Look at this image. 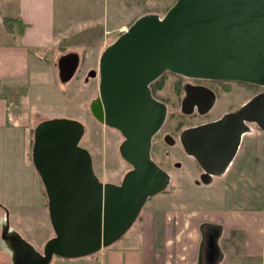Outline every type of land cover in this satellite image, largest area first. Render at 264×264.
Here are the masks:
<instances>
[{"label": "water", "instance_id": "water-1", "mask_svg": "<svg viewBox=\"0 0 264 264\" xmlns=\"http://www.w3.org/2000/svg\"><path fill=\"white\" fill-rule=\"evenodd\" d=\"M78 63L76 55L60 61L63 80L72 78ZM165 72L264 88V0H176L163 17H139L106 47L91 111L123 135L120 154L132 169L120 184L103 182L90 151L80 144L86 131L81 121H41L34 129L32 162L47 194L55 235L40 252L11 232L8 220L3 239L13 264H51L55 257L98 253L127 233L149 198L168 188L169 174L151 155L168 108L154 99L150 84ZM187 105L193 106L184 100V113L192 114ZM249 124L264 131V91L234 112L181 132L180 142L203 169L205 184L227 172Z\"/></svg>", "mask_w": 264, "mask_h": 264}, {"label": "rangeland", "instance_id": "rangeland-1", "mask_svg": "<svg viewBox=\"0 0 264 264\" xmlns=\"http://www.w3.org/2000/svg\"><path fill=\"white\" fill-rule=\"evenodd\" d=\"M175 1L60 0V6L58 3L59 18L65 20L66 24L69 22L65 31L66 39L56 42L54 46L50 47L51 51L40 50L37 54L40 59L34 58L30 61L29 78L26 81H14L13 83L14 89L17 91L24 92L22 90H25L26 92V88H28L29 101L21 104L20 109L22 107L24 113L27 114L28 120L25 119V121L29 124L30 129H35L43 120L57 117L76 119L85 125V135L80 144L90 151L95 172L103 182L120 184L132 166L120 154L119 148L124 141L123 135L116 129L96 121L91 113L90 103L99 94L98 53L100 47L91 49V46L84 48L80 44H75L79 41L75 35L78 27H72V25L78 24L84 28L96 26L98 29H102V35L103 29H108L107 32L110 34H108L106 42L107 47L139 17L146 14H157L163 17ZM13 3L12 0L0 5V29L2 30L3 16L13 10ZM69 53H77L79 63L76 73L74 72L76 75L73 74L69 81H65L61 75L59 60ZM69 62L72 61L69 60ZM93 71H96V76L92 75ZM182 79L183 77L180 78L176 74H168L165 77L164 87L156 90L160 100L167 105L168 116L163 129L154 139L152 158L161 168L168 171L174 180L172 179L164 192L149 199L151 201L154 199L153 201H156L158 207L163 210H168L173 201L177 203L174 205L177 207H173L177 209L175 212L180 213L181 209H184V207H180L181 201L193 199L197 205L192 208L198 209L204 205L201 197L210 195L222 209L225 207L224 204L232 199L235 192L232 193V190L229 191L225 187L217 189L216 186L217 183L225 186L236 179V167L232 165L225 174L214 177L213 186L205 184L199 179L200 170L192 157L185 152L179 136L184 129L219 117L225 111L228 102L241 104L250 97L246 93L245 85L239 83L237 88L239 94L230 95L231 98L228 101L221 99L222 101L218 102L216 108L209 115H184L179 108L180 90L175 88V84L178 81L182 83ZM224 96L227 99L225 94ZM251 127L260 129L254 124ZM18 131L22 133L20 129ZM165 135L174 139V143L172 141L169 144L171 142L168 141L169 139L164 141ZM29 136L31 138L30 134ZM243 152V149H239L236 162L242 157ZM29 164L33 165L32 161L30 163L24 161L19 141L0 151V264H13L12 252L6 240L3 239V231L8 220L11 232L19 233L40 252L43 251L47 241L55 235L49 217L47 200L44 196V185L35 167L33 169L26 167ZM261 193L264 196V191ZM240 196V191L235 194L237 203L241 201ZM149 199L148 205L144 206L145 208L142 209L137 221L149 206ZM137 221L125 235L136 230ZM103 251L78 259L55 257L51 264H101L100 254ZM250 264H264V255L250 261Z\"/></svg>", "mask_w": 264, "mask_h": 264}, {"label": "crops", "instance_id": "crops-1", "mask_svg": "<svg viewBox=\"0 0 264 264\" xmlns=\"http://www.w3.org/2000/svg\"><path fill=\"white\" fill-rule=\"evenodd\" d=\"M10 1L0 0V5ZM13 1V10L3 17L19 18L26 25L22 34L17 29L9 33L4 24L3 30L0 29V151L19 141L24 161L30 163V128L25 121L28 120L27 114L22 107L20 109L21 104L29 101V91L28 88L26 92L17 91L13 83L29 78L30 61L40 59L37 55L40 50L51 51L50 47L56 42L66 39L69 22L66 24L59 18L60 0ZM75 26L78 27L75 35L79 40L75 44L84 48L91 46V49L100 47V60L110 34L108 29L104 28L102 35V29L96 26L72 25ZM66 55L79 58L77 53ZM239 149L244 150L242 157L236 162L238 150L230 165L236 167V179L225 186L217 183L216 188L225 187L235 194L240 191V203L233 193L232 199L220 209L214 198L204 195L201 197L204 205L200 208H192L197 205L195 200L185 199L180 204L184 209L176 213L177 209L173 207H177L174 206L177 203L172 201L171 207L163 210L154 199H149V206L137 221L136 230L103 249L101 264H250L263 256L264 131L251 128L243 136ZM26 167L33 169L34 166L29 164ZM214 179L208 184L213 186Z\"/></svg>", "mask_w": 264, "mask_h": 264}, {"label": "flooded vegetation", "instance_id": "flooded-vegetation-1", "mask_svg": "<svg viewBox=\"0 0 264 264\" xmlns=\"http://www.w3.org/2000/svg\"><path fill=\"white\" fill-rule=\"evenodd\" d=\"M69 60L70 59H67L68 63H70ZM70 61H72V60H70ZM152 83L150 84V88H151L152 95H153L154 99L162 102L159 98V94L157 93L156 90H154L155 87H153ZM239 83L240 82H224V81L193 79V78H184L183 77L182 83L180 86V91H179V94H180V96H179V98H180V103H179L180 104V106H179L180 111L184 115H187L186 113H184V110H183V101L188 100L189 103L193 106L189 107V105H187L185 110L188 111L190 108L194 109L193 113L189 114V115L207 116L216 108V105L218 104V102L222 101L221 99L228 101L231 98L230 95L236 96L239 94V91H237ZM240 84L245 85L246 93H248V96L250 98L241 104H238L235 102H228L229 104L227 105L225 111L219 117H217L213 120L207 121L205 123L215 121V120L223 117L227 113L234 112L235 110L239 109L243 104H245L247 101L252 99L256 94L264 91V89H263L259 92H256L255 87L249 86L248 84H245V83H240ZM224 94L227 96V99L224 96ZM97 97L98 96H96L92 99V101L90 103V109H91V105H93L96 102ZM221 104H224V103H221ZM207 109H209L208 112L202 113L203 111H206ZM94 119L96 121L100 122L95 116H94ZM202 124H204V123H201L199 125H202ZM199 125H195V126H199ZM251 125H253V124H249L250 128H252ZM195 126H191V127H195ZM163 127L161 128V130L163 129ZM160 131L158 132V134L160 133ZM158 134H156V136ZM156 136L154 137V139L156 138ZM154 139H153V142H154ZM168 139H169V141H171V142L173 141V143H174V139L169 137V135H165L164 141H166ZM179 139H180V136H179ZM152 147H153V144H152ZM151 155H152V152H151ZM190 157H192V156H190ZM192 159L200 170L199 179L202 180V176L204 175V171L201 168V166L199 165V163L196 161V159L194 157H192ZM166 172L170 176V183H171L172 179L174 180V177H172V175L168 171H166ZM215 177H218V176H215ZM10 231H11V229H10ZM6 235L8 236V233ZM6 243H7V241H6ZM7 245H8V243H7Z\"/></svg>", "mask_w": 264, "mask_h": 264}, {"label": "trees", "instance_id": "trees-1", "mask_svg": "<svg viewBox=\"0 0 264 264\" xmlns=\"http://www.w3.org/2000/svg\"><path fill=\"white\" fill-rule=\"evenodd\" d=\"M3 24L5 26V29L9 32V33H13L15 31V29H17L21 34L23 32V28H25V25L23 22L20 21L19 18H12V17H5L3 19ZM24 25V27H23ZM168 74H171L170 72H165L162 76H160L157 80H155L152 85L154 88V90H157V89H162L164 87V81H165V77L168 76ZM180 78H182L183 76H180L178 75ZM2 85V82H1V79H0V87ZM249 86H253L256 88V91L259 92L260 89H264L263 87H259V86H256V85H252V84H248ZM180 86H181V82H178L176 85H175V88L179 91L180 90ZM33 129V128H32ZM30 129L29 132H30V135H31V148L33 146V135H34V129L32 130ZM44 196L47 200V205H48V198H47V194H46V191L44 189ZM59 258V257H58Z\"/></svg>", "mask_w": 264, "mask_h": 264}]
</instances>
